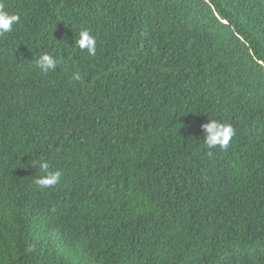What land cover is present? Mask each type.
Returning <instances> with one entry per match:
<instances>
[{"label": "trees", "instance_id": "trees-1", "mask_svg": "<svg viewBox=\"0 0 264 264\" xmlns=\"http://www.w3.org/2000/svg\"><path fill=\"white\" fill-rule=\"evenodd\" d=\"M0 5V264H264V0Z\"/></svg>", "mask_w": 264, "mask_h": 264}, {"label": "clouds", "instance_id": "clouds-1", "mask_svg": "<svg viewBox=\"0 0 264 264\" xmlns=\"http://www.w3.org/2000/svg\"><path fill=\"white\" fill-rule=\"evenodd\" d=\"M20 20L18 14L9 13L0 5V36L10 33L13 24H17ZM75 46L80 50H86L88 55H96V38L90 34L88 30H81L78 38L75 41ZM37 65L44 74L56 67V60L48 53H42L37 60ZM80 74L77 72L73 75V79L79 80ZM204 133V144L208 149L219 147L222 150H227L229 142L234 135V129L230 124L221 123L215 119L207 120L202 125ZM209 156L212 152L209 151ZM33 165L41 170L42 175L37 176L34 183L40 189H47L55 186L61 178L60 171H49V164L46 161H36Z\"/></svg>", "mask_w": 264, "mask_h": 264}]
</instances>
